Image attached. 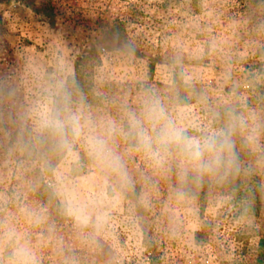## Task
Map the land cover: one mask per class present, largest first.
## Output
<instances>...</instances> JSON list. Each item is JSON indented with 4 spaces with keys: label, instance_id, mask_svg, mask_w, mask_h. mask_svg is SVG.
Wrapping results in <instances>:
<instances>
[{
    "label": "rangeland",
    "instance_id": "rangeland-1",
    "mask_svg": "<svg viewBox=\"0 0 264 264\" xmlns=\"http://www.w3.org/2000/svg\"><path fill=\"white\" fill-rule=\"evenodd\" d=\"M145 89L194 131L244 113L259 148L237 135L226 178L181 182L175 160L155 169L117 136L131 187L81 233L56 186L94 206L100 174L82 149L78 162L54 153L43 120L72 110L123 125ZM0 222L41 264H264V0H0Z\"/></svg>",
    "mask_w": 264,
    "mask_h": 264
},
{
    "label": "clouds",
    "instance_id": "clouds-1",
    "mask_svg": "<svg viewBox=\"0 0 264 264\" xmlns=\"http://www.w3.org/2000/svg\"><path fill=\"white\" fill-rule=\"evenodd\" d=\"M216 118H221V113ZM222 118L224 124L218 129L201 127L194 131L183 122L182 114L152 89L143 91L137 107L125 105L123 125L112 120L98 121L83 111L48 113L42 126L52 138V151L78 162L82 149L101 177L94 206L82 200L74 186L57 185L64 213L74 220L81 233L107 223L105 202L109 200V192L131 187L125 157L116 146L117 136L129 142L131 150L142 153L155 169H164L175 160L181 182L190 176L226 178L237 166L235 137L240 135L246 146L257 150L260 125L231 108L224 110ZM43 221L42 215L32 214L31 222ZM0 264H41L31 238L3 222H0Z\"/></svg>",
    "mask_w": 264,
    "mask_h": 264
},
{
    "label": "trees",
    "instance_id": "trees-1",
    "mask_svg": "<svg viewBox=\"0 0 264 264\" xmlns=\"http://www.w3.org/2000/svg\"><path fill=\"white\" fill-rule=\"evenodd\" d=\"M262 243H263V241H262Z\"/></svg>",
    "mask_w": 264,
    "mask_h": 264
}]
</instances>
